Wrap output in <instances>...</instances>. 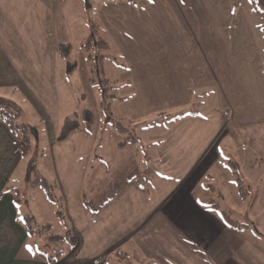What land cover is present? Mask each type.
Masks as SVG:
<instances>
[{
  "label": "crops",
  "instance_id": "0c3cea01",
  "mask_svg": "<svg viewBox=\"0 0 264 264\" xmlns=\"http://www.w3.org/2000/svg\"><path fill=\"white\" fill-rule=\"evenodd\" d=\"M248 3L257 14L256 0H99L89 9V16H84L81 0H0V97L15 92L31 107L37 99L30 89L39 90L38 100L50 106L47 113L37 106L32 108L34 119L28 125L37 139L47 133L57 140L64 117L77 112V103L84 95L76 89L84 85V78L74 74L75 63L65 66V77L70 81L61 80L65 55L57 44H80L91 33L96 38V33H101L97 40L111 44L120 57L121 83L115 106L119 117L139 121L173 108L189 109L194 102L208 104L205 113L216 115V122L203 116L205 124L188 132L202 136L195 140L200 145L192 143L183 148L172 133V142L164 141L165 146L159 150L162 157L153 164L132 161L131 154L128 159L113 158L114 168L107 171L113 172V177L105 181L106 194L100 197L92 189L95 179L91 196L82 195L87 210L98 213L105 208V214L121 195L119 210L112 209L113 218L118 220L121 210L124 217L119 224L128 227L123 229L125 239L107 252L121 250L125 258L133 257L141 264H264V231L258 227L259 222L264 223V176L256 185H249L254 194L245 204L256 207L261 219L232 218L233 204L226 197L243 199L239 184L243 190L246 187L231 172L234 167L229 161L233 159L222 152V147L248 152L243 141L252 139L256 131L252 125L264 121V59L260 46L264 45V25L259 20L261 32L256 30ZM25 54L29 57L24 61ZM94 57L97 67L99 57ZM18 71H24L19 80ZM15 83H19L17 92ZM101 88L98 82V91ZM187 113L192 119L197 115L193 110ZM81 127L67 139L81 133ZM88 129L93 134V128ZM173 131L185 135L189 127ZM65 141L55 143L63 151L57 170L53 161L46 160L44 173L34 163L37 173L48 182L55 178L63 183L79 181L81 168L95 162L93 156L96 160L101 157L93 151L104 148L103 144L95 146L93 140L87 154L86 145ZM115 142L110 144L111 151L126 146ZM16 143V137L0 121V215L9 216L7 225L15 248L29 237L18 215V203L11 192L3 193L24 161ZM53 145L48 144L47 150ZM174 147L195 153L187 157L182 152H167ZM259 148L264 151V144L249 151L264 163ZM43 154L44 149L40 156ZM257 162L258 158L249 162L248 168L255 169ZM220 168L227 174L221 175ZM36 188L40 187L30 190L40 193ZM85 197L91 200L94 211L85 206ZM133 209L135 213L127 217L125 214ZM225 215L238 225H229ZM104 220H111L109 214ZM74 235L76 240L68 247L72 254L79 255L80 239ZM39 255L34 259L13 254L1 258L0 264H102L104 258L103 254L71 259L61 258V254L49 255L54 259Z\"/></svg>",
  "mask_w": 264,
  "mask_h": 264
},
{
  "label": "rangeland",
  "instance_id": "374dc122",
  "mask_svg": "<svg viewBox=\"0 0 264 264\" xmlns=\"http://www.w3.org/2000/svg\"><path fill=\"white\" fill-rule=\"evenodd\" d=\"M97 1L99 0H91V3L94 5ZM81 2L83 5L84 16H89L90 8H86L83 0H81ZM247 7L251 11L256 30L261 32L259 29V20H261L260 15L255 14L249 3L247 4ZM100 35L101 33H96L97 38L92 36L93 39H91V44L89 46L81 45L82 41L87 38L89 34L79 42L80 44H73V42L70 44V52L65 56H62L65 63L63 62L61 80H65L66 82L70 81V77L67 76L68 79L65 77V66L66 63L69 66H72V64L75 63V69L73 70L74 74L81 75L84 78V85H77L76 89L84 95L82 98L78 95L81 99L77 103V112H71L69 117L78 119L82 126H86L82 121L81 111L84 108H88L92 111L94 118L92 126L90 127V129L93 128V134L89 133L87 127H81V133L77 132L69 139L66 138L65 142L71 145H86L87 147L85 151L87 154H90L89 145L95 140V146L97 144H103L104 148L101 149V147H99V150L93 151V154L96 153L101 157L96 160V156H93L95 162L93 161L91 164L88 163L81 168L79 181L76 180V182L63 183L56 180V178L53 181L50 180V182L46 180L50 185V194L52 195V199H48L42 189L36 188L40 193H33V191L30 190L26 178H24V174L26 169H28L29 164L35 162H37L39 171L44 173V170H46V160L53 161L54 169L57 170L60 156L63 154V151H61L57 147V144H55L58 140L53 139L51 136L49 137L47 133L42 135V137L39 136V139L36 138V135H30L32 148L25 155L24 159H22L24 161L19 163L15 170L16 172L13 173V177L11 176L5 189H7L9 185L19 187L20 193L16 200L18 203L16 206L18 215L23 219L26 215L34 216L35 220L31 223L36 227V231L35 234L27 237L21 247H12L10 241L11 231L7 225L10 222L9 216L0 215V253L7 255L6 257L0 255V259L10 258L13 254H17L18 256H32L34 259H39L38 256H40L39 254L41 253L54 255L56 250H61L59 255L61 254L60 257L64 259H71L73 257H96L97 255L100 256L103 254L104 258L102 259V264H141L138 261L135 262L133 257L125 258V256L122 255L124 253L121 250L107 252L115 249L114 245L120 244L125 239V232L123 229L124 227H128L127 225L119 224V221L124 217L121 210L119 212L118 220L115 217L113 218L112 209L119 210V202L122 200L121 195L117 196L114 205L108 207L110 210L106 211V214H109L111 219L108 222L107 220H104L106 214L103 213L105 212L103 210L105 208L98 213H91L84 207L81 200L82 195L86 193L91 196L90 187L94 184L95 179L97 182L94 184L95 186L93 185L94 188L92 189L97 191L100 197L106 194L105 181H108L113 177V172H107L108 168H114L115 164L113 158L114 160L117 158L128 159L131 154L132 161H136L141 165L153 164L155 159L162 157L159 150L165 146L164 141L166 140L167 143L172 142V133L175 134L174 138H177L176 142L181 144L183 148H186L192 143H195V140L198 137H202L192 132L188 134V132H190L192 127L197 128L205 124L207 120L202 118L203 116H207L209 122L217 121L215 114L208 115L205 113L208 110V104H196L195 102L189 109L188 106L183 108H173L158 116H156V113L150 114L139 121L119 117L115 106L118 97V90L120 89V70L122 69V65L120 57L117 55L111 44L110 46H107L98 45L96 43V40L100 38ZM259 39L262 40V38ZM260 46L264 59V45ZM90 55H93L92 61L89 58ZM95 55H98V57L100 56L99 65L97 67L94 66L93 61ZM28 57L29 55L25 54L23 56L24 61ZM90 68H92V71H90ZM23 73L24 71L17 72L18 80ZM91 75H93V79H91ZM98 82L102 83V89L100 91L97 89ZM15 84L17 85L15 91L17 92L19 83ZM48 84L53 83L48 82ZM60 84H63V82H60ZM30 91L31 95L37 99H34V103L32 102L31 107H29L24 101H27L25 97L15 92H7L8 94L5 95L4 93L0 97V100L3 102L10 103L19 109L21 112L20 121L27 125L34 119V111L32 108H36L37 106L39 110L41 108L44 113H47L50 106L49 102H41L38 100L40 95L37 88H31ZM103 91H105V94ZM189 110L197 112L194 119H192L187 113ZM48 115L57 117L59 113H49ZM114 122L120 123L125 129L122 131L117 130L114 126ZM187 127H189V131H185V135L178 136L176 135L177 131H173L180 128L186 129ZM206 127H204V129ZM252 127L256 130L252 139L248 138L243 141L248 146V152L243 150L239 153L233 148L227 149L226 147H222L223 154H229L233 159V162L237 165L231 172L237 171L235 176L242 179L243 185H245L246 190H248V193L243 199L226 197V201L233 204L232 218L240 221H248L249 217H256L258 219H261L262 217L256 207L252 208L245 206L246 203L252 201L254 194L252 193L251 188H249V185H251V187L256 185L259 179L264 176V163L260 161L258 155H254L249 151L253 148L263 146L264 121L258 125H252L251 129ZM115 141H124L126 146L119 151L116 146L113 151H111L110 144H116ZM48 144L50 146L55 144L50 151L47 150ZM200 144L201 142L198 141L194 146ZM42 149H44L43 157L40 156ZM131 149H136L137 151ZM167 152H182L186 154L187 157L188 154L192 155L195 153L192 150H178L177 147H174L173 149L170 148ZM260 153H264V151L261 149ZM163 157L165 156L163 155ZM257 158L258 162L255 169H249V162L255 161ZM219 173L221 175L227 174L222 168L219 169ZM79 200H81L80 204ZM116 204L117 206H115ZM132 211L135 213L136 210H129L125 215L128 217V215H131ZM45 222L51 223V226L48 229L40 228L41 224ZM258 227L264 231V223L259 222ZM67 230H69V234H71L74 239V232L77 234V238L79 237L80 239L79 255L72 254L68 247V239L52 240L51 238V236H65Z\"/></svg>",
  "mask_w": 264,
  "mask_h": 264
},
{
  "label": "trees",
  "instance_id": "16d2710c",
  "mask_svg": "<svg viewBox=\"0 0 264 264\" xmlns=\"http://www.w3.org/2000/svg\"><path fill=\"white\" fill-rule=\"evenodd\" d=\"M83 1H84L86 8H90V9L94 8V5L91 3V0H83ZM126 1L131 2V3L136 2V0H126ZM256 9H257V14L260 15L262 24L264 25V0H256ZM91 39H93L92 33L82 41V46H85V45L89 46L91 44ZM96 43L98 45H106V43L102 40H96ZM69 47L70 45L68 43H58L57 44V49L61 52L62 55H66V52L68 51ZM103 93L105 94V91H103ZM81 115H82V121L84 125H86L84 127L90 128L94 120L92 111L88 108H84L81 111ZM20 118H21V112L19 111L17 107L11 105L10 103H5L2 100H0V121H2L6 125L10 133H12L16 137L17 139L16 145L18 148L19 155L25 156L32 148L30 135L33 134L31 131L33 127L20 121ZM81 126H82L81 122L78 119L74 117H69V116L64 117L60 125V129L57 135V140H64L65 138L68 137V135L72 131L80 128ZM114 126L119 131H122L123 129H125L124 126L121 125L120 123L114 122ZM121 142L124 143V141H121ZM229 163L234 168L237 166L236 163L233 162L232 160H230ZM235 173H237V171H235ZM25 178L27 181V185L30 188L31 187L33 188L36 186L40 187L47 194L48 197L52 198V195L50 194V185L47 183V181L43 177H41L37 173L34 163H32L26 170ZM239 186L241 187L240 189H242L243 191L241 193V196L244 197L246 195L244 191L246 190H243V187L241 184H239ZM7 189L9 192L12 193L13 201L16 202V200L18 199L17 198L18 194L20 193V189L12 185H9ZM7 189L3 190V193L4 191H7ZM89 201L91 200L85 197L84 199L85 206L90 208L91 211H94V209L92 210V206L90 205ZM225 217H226V222L229 225H232V226L238 225L237 221L231 220L228 215H225ZM22 220H23L25 229L27 231V234L31 236L35 234L36 227H34V224L31 223L33 220H35L34 216L26 215L24 219L22 218ZM49 227H50L49 222L42 224L40 226V228H46V229H48ZM51 238L52 240H55V238H57L58 240L68 239L70 244H73L75 242V239L73 238V236L69 234V230L66 231L65 236H51ZM60 252L61 250H56L54 255H59ZM42 255L46 258L54 259L52 256H49L43 253Z\"/></svg>",
  "mask_w": 264,
  "mask_h": 264
}]
</instances>
